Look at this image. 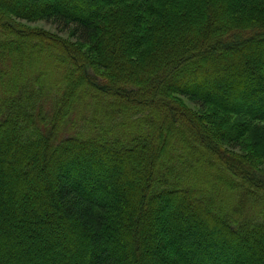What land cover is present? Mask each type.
Here are the masks:
<instances>
[{"label":"trees","instance_id":"1","mask_svg":"<svg viewBox=\"0 0 264 264\" xmlns=\"http://www.w3.org/2000/svg\"><path fill=\"white\" fill-rule=\"evenodd\" d=\"M256 123L264 0H0V264H264Z\"/></svg>","mask_w":264,"mask_h":264},{"label":"rangeland","instance_id":"2","mask_svg":"<svg viewBox=\"0 0 264 264\" xmlns=\"http://www.w3.org/2000/svg\"><path fill=\"white\" fill-rule=\"evenodd\" d=\"M18 22H21L29 27H32V28H40V29H43L45 31H48L52 34H57L59 35L60 37L64 38V39H67V40H74V39H71L70 35L68 34V32H65V31H60L59 29H57V27L49 22H46V21H37V22H26V21H20V20H17ZM184 100V103L188 106L189 109H192L194 111H197L198 112V109L190 102H188L186 99H183ZM257 125H255V128L251 130V132L249 133L248 135V139H250V142H252L251 146H253V143L255 142V139L260 136V133L259 132H264L262 130H258V127L260 128H264V125L261 123V124H258L256 123ZM256 144V143H255ZM254 144V145H255ZM250 146V147H251ZM250 147L249 148H245V149H240V150H236L235 152L237 154H250Z\"/></svg>","mask_w":264,"mask_h":264}]
</instances>
